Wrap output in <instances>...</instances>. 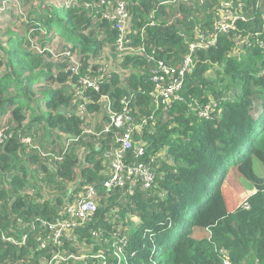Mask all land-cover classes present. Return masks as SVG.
<instances>
[{
    "label": "trees",
    "instance_id": "1",
    "mask_svg": "<svg viewBox=\"0 0 264 264\" xmlns=\"http://www.w3.org/2000/svg\"><path fill=\"white\" fill-rule=\"evenodd\" d=\"M22 1L24 9L11 5L10 15L0 20V28L12 26L7 40L0 31V129L6 128L0 142V264H43L39 259L58 249L73 256L87 252L83 259L60 264H98L100 258H90L97 254L108 264H223L225 259L264 264V46L258 44L264 43V0H125L127 6L133 2L127 8L135 31L127 46L141 49L132 57L119 56L112 20L86 8L99 0H72L68 7L66 0ZM221 2L234 8L243 3L246 20L219 33L209 48L196 49L193 67L179 76L190 44L214 32ZM22 10L29 11L28 22L18 25ZM56 27L70 33L73 47L61 42ZM15 35L22 52L18 66L9 50ZM60 52H69L78 63L55 59ZM158 62L181 80L166 107H156L150 95ZM76 64L78 72L65 70ZM109 67L114 70L99 90L82 88L75 94L81 78ZM33 74L39 80L28 86L26 78ZM123 98L132 120L99 135L83 132L93 120L99 132L109 122L103 111L107 101L120 111ZM82 103L88 116L81 118L76 110ZM203 110L208 117H202ZM128 127L132 148L125 162L156 157L151 163L155 180L148 189L103 185L117 138ZM65 138L72 139L66 149ZM138 145L145 148L139 159L134 156ZM231 168L253 183L247 208L226 205L220 187ZM85 184L96 191L92 219L64 232L60 245L44 234L47 243L41 247L39 235L51 232L50 224L64 216L65 203L78 194L79 188H71ZM129 213L135 219L123 220ZM116 224L123 226L112 233ZM94 230L101 236L94 237ZM5 231L17 238L27 233L26 244L2 240ZM114 244L120 245L118 252Z\"/></svg>",
    "mask_w": 264,
    "mask_h": 264
},
{
    "label": "built area",
    "instance_id": "2",
    "mask_svg": "<svg viewBox=\"0 0 264 264\" xmlns=\"http://www.w3.org/2000/svg\"><path fill=\"white\" fill-rule=\"evenodd\" d=\"M72 4V0H66ZM65 1V2H66ZM188 0H178V4L186 3ZM64 2V3H65ZM15 6L21 10V6L25 7L22 4V1L18 0H0V20L3 17H8L10 15L9 6ZM69 4L66 5L68 7ZM86 8L88 9H97L96 13L98 14L99 18L110 19L113 22V26L118 30V37L116 39V47L120 50V55L123 57L133 55L134 51L140 52L141 49L134 50L132 47L127 46L128 42L131 40V32L132 31V20L131 14L127 8V3L125 0H99L94 3L86 4ZM220 8V15L215 22L214 25V32L208 37H200L199 40L192 42L189 46V51L184 58L182 68L179 72V76H183L184 72L191 69L194 64V60L192 54L195 52L196 49H207L210 45L214 44L217 40V36L221 32H228L229 30H234L236 28V22L238 20L245 21L246 17L243 14V3L238 2L236 8H234L230 2H221L219 4ZM8 12V16H5V13ZM8 20V18H7ZM247 43L250 42V38L247 37L245 40ZM260 46H264V43L258 42ZM70 47H73L72 44H69ZM55 59H62L63 62L67 60L71 61L72 63H78L79 59L75 56L69 55V52H60L58 54H54ZM131 62L132 59H131ZM152 63V59L150 60ZM65 70H70L73 72H78L79 64H76L75 67L67 66ZM114 69L107 68L101 74L96 75L94 77H83L80 79V87H77L76 95H79L82 91V88H91L94 90H99L100 85L106 81V77L111 76V72ZM174 70H170L166 68L162 62H158L152 72L151 80L153 83V90L150 92L152 96V102L157 107L158 104H164L165 107L170 103L172 97L176 96V91L180 88L181 80L176 78L173 75ZM127 73V71H125ZM101 100H105L104 96H101ZM111 102L107 101L105 107H103V111L105 115L108 116L109 122L105 123L103 128L98 132L97 127L98 124L93 120L92 126L86 127L83 132L84 133H95L99 135L101 132H107L110 130V127H119L124 122L132 120L130 111L131 108L128 107L129 101L126 98L121 100L123 104L120 111H115L111 108ZM160 102V103H159ZM84 103H88V101H84ZM77 115L81 118L84 116H88V112L84 104H79L76 110ZM202 116H207V111H201ZM152 118V117H151ZM99 119V118H98ZM5 127L0 129V136L5 131ZM130 132L131 128L128 127L126 133L121 138H117L119 146L112 151V168L110 171V175L107 180L104 181L103 185L106 187H121L128 183L131 187H136L137 185L141 184L142 188L148 189L154 184L155 180V172L152 170L151 163L156 161V157L152 156L149 161H142L138 160L137 163L128 164L125 162V154L126 152L132 148V142L130 140ZM0 138V142H1ZM72 139H64L63 140V148L66 149L68 146L72 144ZM145 153V148L142 145H138L134 148V156L139 159ZM61 159V158H60ZM79 188L78 194L74 197L73 200L68 201L65 203L64 209V216H61L56 220V222L50 224L51 232L47 233L46 231L41 233L37 239H40V246L44 247L47 243V237L43 236L44 234L52 235L50 240L52 242H59L63 233L77 228V227H84L86 223H88L94 213L97 210L96 204V191L92 185L85 184L82 188L78 185L74 187V190ZM72 189V188H71ZM44 190V188H43ZM247 197L242 202V205L247 208L248 203L246 201ZM43 196L38 198L39 202H42ZM38 220V219H37ZM47 222L44 220H40L41 225H45ZM11 230V229H10ZM101 232L99 231H92V235L94 237H100ZM28 237L27 233L21 235L20 238H17L8 231L1 233V239L12 244L17 245H24L26 244V239ZM121 241L125 242L122 238ZM61 241L59 242L60 245ZM117 247H120L118 245ZM75 257L72 254H68L64 250L58 249L54 252L51 257L44 260L43 264H60V262H65L70 258ZM86 255L81 254L75 258L83 259ZM100 258L98 264H108L106 256L101 255H94L90 256ZM223 264H229V262L225 259Z\"/></svg>",
    "mask_w": 264,
    "mask_h": 264
},
{
    "label": "rangeland",
    "instance_id": "3",
    "mask_svg": "<svg viewBox=\"0 0 264 264\" xmlns=\"http://www.w3.org/2000/svg\"><path fill=\"white\" fill-rule=\"evenodd\" d=\"M18 1H22V0H18ZM133 2H131L130 5H128L127 7H130L132 5ZM23 4V1H22ZM65 6L67 4H69L70 6V2L66 1ZM24 9V7H23ZM28 13L29 11H24L22 10V12L20 13V16L17 18L18 20V25L21 24L22 22L27 23L28 22ZM5 16H8V12L5 13ZM61 16L65 21H68V14L65 11L61 12ZM11 23V22H10ZM9 24H2L0 31L3 32V35L1 37V39H5L7 40L8 36H9V32H7L6 30L12 26ZM70 24V23H69ZM2 28L4 31H2ZM55 33L57 35H59L62 38V43H66V44H70L74 42L73 37L70 35V33L67 31H65L64 29H62L61 27H56V29H54ZM32 33H34L32 31ZM41 35H44V32H40ZM19 43H20V39L17 35H15V37L9 42V50H10V57H11V61L13 62L14 66H18L19 62L22 60V52L20 50L19 47ZM3 46L6 47L7 43L6 41L3 43ZM79 47H81V45H78ZM4 50V48L2 49ZM2 54V53H1ZM39 80V76L37 74H33V75H29L26 78V82L28 86H36V83ZM39 87H35V89H39ZM39 95V94H38ZM44 100L48 101L50 98V91H45L44 92ZM160 103V102H159ZM6 137V133H2V135L0 136L1 140H3ZM240 175H237L236 172L234 171L233 168H231L229 170V172L225 175V180L222 184V186L220 187V189H222L223 192V196L224 199L226 201V205L228 207L229 210L233 209L234 207L240 205L245 197H247L249 194L253 193V186H252V182L247 180V179H242L241 177H239ZM244 180V181H243ZM251 184H250V183ZM133 219H135V216L133 214H127L124 216L123 220H128V221H132ZM17 222L21 223V227H23V229L28 228V224L27 223H23L19 218L16 219ZM124 222V221H123ZM115 226H117L118 228L123 226L121 224H116L114 225L113 228H111V232L114 233L112 230L115 228ZM78 229L83 228V227H77ZM75 240V239H74ZM117 252L119 251V249L117 248V244H114L113 247ZM89 247H87L86 250H88ZM82 250V248L79 249V252ZM83 251H81L82 254ZM87 253L86 251H84V254ZM69 254H72L71 252H69ZM80 253H76L75 257L80 256ZM40 262H43L42 259H39Z\"/></svg>",
    "mask_w": 264,
    "mask_h": 264
},
{
    "label": "clouds",
    "instance_id": "4",
    "mask_svg": "<svg viewBox=\"0 0 264 264\" xmlns=\"http://www.w3.org/2000/svg\"><path fill=\"white\" fill-rule=\"evenodd\" d=\"M253 192H254V191H253ZM249 195H251V194H249ZM249 195H248V196H249ZM248 196H247V197H248ZM245 198H246V197H245ZM241 205H242V203H241Z\"/></svg>",
    "mask_w": 264,
    "mask_h": 264
},
{
    "label": "crops",
    "instance_id": "5",
    "mask_svg": "<svg viewBox=\"0 0 264 264\" xmlns=\"http://www.w3.org/2000/svg\"><path fill=\"white\" fill-rule=\"evenodd\" d=\"M64 138V137H63ZM72 191H74V187L72 188Z\"/></svg>",
    "mask_w": 264,
    "mask_h": 264
},
{
    "label": "water",
    "instance_id": "6",
    "mask_svg": "<svg viewBox=\"0 0 264 264\" xmlns=\"http://www.w3.org/2000/svg\"><path fill=\"white\" fill-rule=\"evenodd\" d=\"M202 117H205V116H202Z\"/></svg>",
    "mask_w": 264,
    "mask_h": 264
}]
</instances>
